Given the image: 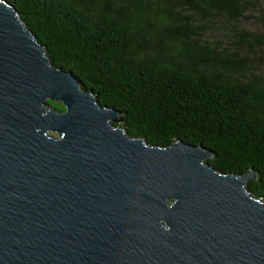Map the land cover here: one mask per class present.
Segmentation results:
<instances>
[{"label": "water", "instance_id": "95a60500", "mask_svg": "<svg viewBox=\"0 0 264 264\" xmlns=\"http://www.w3.org/2000/svg\"><path fill=\"white\" fill-rule=\"evenodd\" d=\"M210 158L127 135L0 0V264H264L255 172Z\"/></svg>", "mask_w": 264, "mask_h": 264}, {"label": "trees", "instance_id": "16d2710c", "mask_svg": "<svg viewBox=\"0 0 264 264\" xmlns=\"http://www.w3.org/2000/svg\"><path fill=\"white\" fill-rule=\"evenodd\" d=\"M1 1L127 135L253 171L245 189L264 200V0Z\"/></svg>", "mask_w": 264, "mask_h": 264}, {"label": "rangeland", "instance_id": "374dc122", "mask_svg": "<svg viewBox=\"0 0 264 264\" xmlns=\"http://www.w3.org/2000/svg\"><path fill=\"white\" fill-rule=\"evenodd\" d=\"M246 26L248 27V28H250L251 30H254L255 28H256V24L255 23H248V24H246ZM52 102V101H51ZM55 104H58V105H55V106H53V108H55L56 107V109H58L59 110V108H60V105H59V102H54ZM63 106V105H62ZM50 136H52V137H54V138H56V137H58V134L57 133H54V132H49L48 133Z\"/></svg>", "mask_w": 264, "mask_h": 264}]
</instances>
